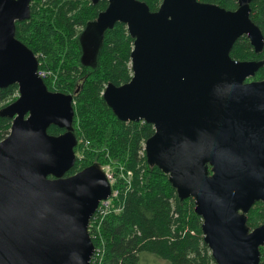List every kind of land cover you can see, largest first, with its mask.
I'll return each mask as SVG.
<instances>
[{"label":"water","instance_id":"water-1","mask_svg":"<svg viewBox=\"0 0 264 264\" xmlns=\"http://www.w3.org/2000/svg\"><path fill=\"white\" fill-rule=\"evenodd\" d=\"M108 2L93 30L103 41L123 23L134 39L132 78L107 85L103 98L122 122H146L148 164L169 176L181 201H195L216 264H260L264 224L248 214L264 204L263 61L231 53L246 36L256 53L264 35L251 19L254 0L227 10L200 0H163L157 11L140 0ZM33 0H0V90L18 98L0 111L13 120L0 142V264H91L89 227L112 186L101 165L67 176L77 162L73 95L52 92L35 53L16 37ZM252 79V80H251ZM65 130L58 136L48 129Z\"/></svg>","mask_w":264,"mask_h":264},{"label":"trees","instance_id":"trees-1","mask_svg":"<svg viewBox=\"0 0 264 264\" xmlns=\"http://www.w3.org/2000/svg\"><path fill=\"white\" fill-rule=\"evenodd\" d=\"M157 11L163 0H140ZM236 10L235 0H200ZM108 2L92 0H33L31 17L16 24V37L38 57L39 71L52 92L73 95L74 131L79 141L77 162L67 176L91 166L110 167L115 174V208L96 214L89 227L95 245L92 264H141L149 253L170 264H216L202 230L203 220L192 198L181 201L169 176L147 162L145 142L154 135L146 122H122L106 104L103 93L109 84L120 86L132 78L134 39L126 25L117 23L103 41L90 30ZM251 19L264 35V0L251 4ZM231 56L237 61H263L250 40L243 36ZM256 80H264V67ZM18 86L0 90V111L18 98ZM13 120L0 116V142L11 131ZM65 130L48 129L58 136ZM264 224V204L256 203L248 214L253 230ZM261 262L264 252L261 249Z\"/></svg>","mask_w":264,"mask_h":264},{"label":"built area","instance_id":"built-area-1","mask_svg":"<svg viewBox=\"0 0 264 264\" xmlns=\"http://www.w3.org/2000/svg\"><path fill=\"white\" fill-rule=\"evenodd\" d=\"M38 73H39V76H40L42 79L46 77V73H45V72L39 71ZM104 171H105V169H104ZM105 172H106V171H105ZM106 174H107L108 180L110 181V183H111V185H112V182L114 181V176H113L112 174L108 173V172H106ZM112 186H113V185H112ZM113 192H114V193H113ZM112 193H113L112 196H111L108 200H105V201H102V202H101V204H100V206H99V208H98L96 214H100V215H102V214H104V213H107L108 211L110 212L109 207H110L112 201H113L115 198H117V196H118V191H114V190H113ZM112 205H113V204H112ZM96 214H95V215H96ZM263 252H264V247H263ZM91 264H92V262H91Z\"/></svg>","mask_w":264,"mask_h":264},{"label":"rangeland","instance_id":"rangeland-1","mask_svg":"<svg viewBox=\"0 0 264 264\" xmlns=\"http://www.w3.org/2000/svg\"><path fill=\"white\" fill-rule=\"evenodd\" d=\"M104 169H105L106 172H108V173H110V174H112L114 176V181L112 182V185H113V183L115 182V178H116L115 174L110 170L109 166L104 167ZM113 208H115V207L111 203V205L109 207V210L112 211ZM141 264H170V263L168 261L159 259L158 257H156L153 254L146 253V254L142 255Z\"/></svg>","mask_w":264,"mask_h":264}]
</instances>
